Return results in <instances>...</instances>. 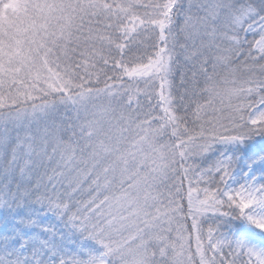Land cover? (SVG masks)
I'll return each mask as SVG.
<instances>
[{
	"label": "snow or ice",
	"instance_id": "6c2138e0",
	"mask_svg": "<svg viewBox=\"0 0 264 264\" xmlns=\"http://www.w3.org/2000/svg\"><path fill=\"white\" fill-rule=\"evenodd\" d=\"M0 264H264V0H0Z\"/></svg>",
	"mask_w": 264,
	"mask_h": 264
},
{
	"label": "trees",
	"instance_id": "16d2710c",
	"mask_svg": "<svg viewBox=\"0 0 264 264\" xmlns=\"http://www.w3.org/2000/svg\"><path fill=\"white\" fill-rule=\"evenodd\" d=\"M96 87H103V83L96 85ZM185 188H186V183H185Z\"/></svg>",
	"mask_w": 264,
	"mask_h": 264
},
{
	"label": "rangeland",
	"instance_id": "374dc122",
	"mask_svg": "<svg viewBox=\"0 0 264 264\" xmlns=\"http://www.w3.org/2000/svg\"><path fill=\"white\" fill-rule=\"evenodd\" d=\"M186 188H187V183H186Z\"/></svg>",
	"mask_w": 264,
	"mask_h": 264
}]
</instances>
